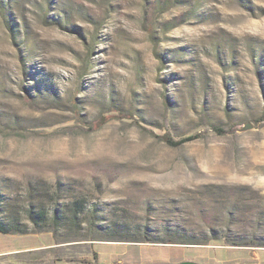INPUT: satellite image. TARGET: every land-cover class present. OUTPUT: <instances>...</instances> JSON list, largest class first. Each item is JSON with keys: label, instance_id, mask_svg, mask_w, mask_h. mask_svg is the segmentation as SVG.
<instances>
[{"label": "rangeland", "instance_id": "rangeland-1", "mask_svg": "<svg viewBox=\"0 0 264 264\" xmlns=\"http://www.w3.org/2000/svg\"><path fill=\"white\" fill-rule=\"evenodd\" d=\"M263 115L264 0H0V215L84 203L15 259L264 246Z\"/></svg>", "mask_w": 264, "mask_h": 264}, {"label": "crops", "instance_id": "crops-1", "mask_svg": "<svg viewBox=\"0 0 264 264\" xmlns=\"http://www.w3.org/2000/svg\"><path fill=\"white\" fill-rule=\"evenodd\" d=\"M0 234H11V233H1ZM14 235H30L33 236L39 241L36 244L27 246L23 250L12 253L8 252L5 249H0V264H12L10 262L13 261L15 264H30L31 262L22 261L19 259H15V255L28 252L32 250L52 247L54 245V235L55 233L51 231H42V232H30L27 234H14ZM169 246V245H168ZM174 247V246H169ZM176 247V246H175ZM186 247L196 248L194 245H187ZM214 255H209L204 258L207 260L202 261L197 259L196 257H202L197 254H186L179 257L178 260H172L171 263L180 264L185 260L196 261L199 264H264V246H256V247H233L227 245H215L213 247ZM12 253V254H11ZM97 257L96 259H100V252H95ZM198 253V252H197ZM121 254H125V251L121 252ZM95 258V257H94ZM16 260V261H15ZM154 259H147L143 257L142 252H139L138 255H134L133 258H119L117 260L118 264H151ZM172 263V264H173Z\"/></svg>", "mask_w": 264, "mask_h": 264}, {"label": "trees", "instance_id": "trees-1", "mask_svg": "<svg viewBox=\"0 0 264 264\" xmlns=\"http://www.w3.org/2000/svg\"><path fill=\"white\" fill-rule=\"evenodd\" d=\"M264 119V115L262 117ZM220 130V129H217ZM195 136H186L178 140L166 138L167 142L172 145L181 144L184 141L190 140ZM35 198V199H34ZM84 209V203L79 200L71 201L70 205H63V207H54L52 210L37 196L29 198L26 203H23L22 209H14L9 214L0 215V232L11 234H27L29 231L30 222L35 231H51L52 229H44L49 220L53 224L59 225L66 220H73L77 218L78 214ZM94 257L97 255L94 253Z\"/></svg>", "mask_w": 264, "mask_h": 264}, {"label": "water", "instance_id": "water-1", "mask_svg": "<svg viewBox=\"0 0 264 264\" xmlns=\"http://www.w3.org/2000/svg\"><path fill=\"white\" fill-rule=\"evenodd\" d=\"M250 127L251 125L248 123L245 125V128H250ZM180 264H199V263L196 261H192V260H185V261H182Z\"/></svg>", "mask_w": 264, "mask_h": 264}]
</instances>
